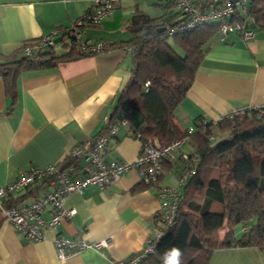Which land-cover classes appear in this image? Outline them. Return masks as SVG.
Wrapping results in <instances>:
<instances>
[{
    "label": "crops",
    "instance_id": "crops-1",
    "mask_svg": "<svg viewBox=\"0 0 264 264\" xmlns=\"http://www.w3.org/2000/svg\"><path fill=\"white\" fill-rule=\"evenodd\" d=\"M92 6L93 0H0V60L21 56L25 42L72 26ZM141 13L178 22L183 12L171 0H117L110 16L82 31L84 40L107 46L104 51L60 61L54 68L23 71L16 79L14 95L7 92L0 75V186L30 168L51 164L77 174L78 168L69 164L71 150L95 141L105 127L103 118L123 109V105L119 108L120 94L135 67L132 42L147 32L131 26L130 20ZM56 43L55 51L62 55L69 50L71 38ZM204 49L193 84L175 112L181 129L200 118L215 119L240 106L264 103V31L256 28V36L248 41L238 33L219 34ZM140 119L133 112L132 122ZM140 149L141 141L129 123L110 140L104 156L134 162ZM177 164L183 165L181 151L167 159L171 170L154 186L135 190L143 181L133 167L106 188L93 185L71 193L65 207L76 213L55 228H45L44 238L37 242L28 241L0 212V264H112L141 253L163 224L159 214L165 212V199L158 191L174 186ZM52 188L38 181L7 202L15 198L18 203L30 202ZM226 230H221V237ZM234 232L236 238L243 235L242 227H234ZM57 236L106 244L59 259ZM208 264H264V250L258 246L218 248Z\"/></svg>",
    "mask_w": 264,
    "mask_h": 264
},
{
    "label": "trees",
    "instance_id": "trees-1",
    "mask_svg": "<svg viewBox=\"0 0 264 264\" xmlns=\"http://www.w3.org/2000/svg\"><path fill=\"white\" fill-rule=\"evenodd\" d=\"M247 6L255 16L256 23L252 25L264 31V0H249ZM176 24L174 18L162 20L143 13L130 20L131 26L142 27L147 32L137 35L132 42L133 75L120 94L122 111L111 116L114 120L126 110L134 135L139 134L142 139L157 138L166 145L185 138V145L173 157L180 151L181 157L183 153H188L191 159L195 157L196 173L182 186L173 224L158 240L155 252L143 257L139 264H162V253L173 246L182 250L183 264H208L212 252L218 248L258 246L264 250V115L227 118L214 127L207 126L193 133L179 127L176 109L193 84L205 54L204 46L220 34V26L214 22L169 35V27ZM69 36V50L62 55L51 46L34 51L40 57L38 60L23 51L21 56L0 60V75L7 92L15 94L16 79L23 71L54 68L60 61L93 55L82 52L74 36ZM171 37L183 54L169 43ZM35 42H25L22 50L27 45L34 46ZM133 112L141 117L138 123L132 122ZM226 133L225 139L213 143L218 134ZM187 144L189 150L183 151ZM173 157L163 160L156 182H143L135 190L156 185L171 170L166 164ZM69 160L70 165L79 167L71 157ZM184 163L177 164L178 173L184 170ZM18 202L15 198L9 203ZM239 223L243 235L236 238L234 227ZM224 228L227 230L221 237Z\"/></svg>",
    "mask_w": 264,
    "mask_h": 264
},
{
    "label": "built area",
    "instance_id": "built-area-1",
    "mask_svg": "<svg viewBox=\"0 0 264 264\" xmlns=\"http://www.w3.org/2000/svg\"><path fill=\"white\" fill-rule=\"evenodd\" d=\"M117 0H93L92 8L80 16L72 26L68 28H57L49 35L37 40L34 46L27 45L23 48L25 55H30L34 60L40 57L35 50L56 45V39L61 40L69 35L74 36L80 50L84 53L97 54L105 50L102 42H89L84 40L82 31L86 26L98 25L106 17L110 16L115 8ZM183 12L181 19L175 26L169 27V35L175 32L190 31L205 24L218 22L220 35L225 37L232 33H238L245 41L256 36L255 16L249 13L247 6L249 0H171ZM245 14H244V13ZM130 111V110H129ZM264 115V103L259 105L240 106L231 113L223 114L215 119L202 118L197 125L187 128L188 133L205 127H214L218 122L227 118L240 116ZM105 127L101 134L93 142H86L75 146L70 156L79 163L77 174H73L69 168L58 164H51L42 167H33L23 172L12 182L0 186V212L15 228L21 232L30 242H37L44 238V230L47 227L55 228L63 220L73 216L76 209L65 207L67 197L73 192H83L89 186L106 188L109 184L117 181L124 173L137 167L141 180L146 184L158 180L163 168V160L166 157H173L175 152L180 150L186 143V139H178L172 143L163 145L157 138L142 139L138 134L136 137L141 141L140 154L134 162H121L117 160H106L105 151L110 140L117 136L121 128L129 124L126 110L123 114L112 119L111 116L103 118ZM182 158L186 160L184 170L177 176V185L162 187L158 195L165 199V212L161 221L163 227L148 240L147 246L141 253H137L127 259L113 260L112 264H139L143 257L154 253L156 245L168 226L172 225L177 215L181 189L190 176L196 173V166L193 164L195 157L190 158L188 153H183ZM38 181H44L46 185L53 186L44 195L30 202L9 204L7 200L15 193L30 188ZM49 212L50 217L46 218L45 213ZM244 231L247 227L244 226ZM55 244L59 259H64L71 252H77L84 248H99L106 244V241H88L83 238H67L57 236Z\"/></svg>",
    "mask_w": 264,
    "mask_h": 264
},
{
    "label": "clouds",
    "instance_id": "clouds-1",
    "mask_svg": "<svg viewBox=\"0 0 264 264\" xmlns=\"http://www.w3.org/2000/svg\"><path fill=\"white\" fill-rule=\"evenodd\" d=\"M183 252L179 247L173 246L166 249L160 259L162 264H183L182 262Z\"/></svg>",
    "mask_w": 264,
    "mask_h": 264
},
{
    "label": "rangeland",
    "instance_id": "rangeland-1",
    "mask_svg": "<svg viewBox=\"0 0 264 264\" xmlns=\"http://www.w3.org/2000/svg\"><path fill=\"white\" fill-rule=\"evenodd\" d=\"M243 13H244V12H243ZM244 14H245V13H244ZM168 40H169V43L174 47L175 45H174V43H173V40H171L170 38H169ZM57 44H58V43H56V45H57ZM59 48H61V47L58 45V48H57L58 51H59ZM174 48H176L175 50H177V47H174ZM227 136H228L227 133H226V134H218V135L216 136V139L213 140V143H217V142H219V141L225 139ZM185 147L190 148V147H189V144H187ZM171 175H173V171H171V173H170L169 176H171ZM177 176H178V175L174 174V177L176 178V183H175L174 185H177V183H178V181H177ZM241 227H242V224L239 223V224H237V225L235 226V230H240Z\"/></svg>",
    "mask_w": 264,
    "mask_h": 264
},
{
    "label": "water",
    "instance_id": "water-1",
    "mask_svg": "<svg viewBox=\"0 0 264 264\" xmlns=\"http://www.w3.org/2000/svg\"><path fill=\"white\" fill-rule=\"evenodd\" d=\"M164 29H165V27L161 28L160 30H164ZM59 40H61V39L60 38L56 39V41H59Z\"/></svg>",
    "mask_w": 264,
    "mask_h": 264
}]
</instances>
